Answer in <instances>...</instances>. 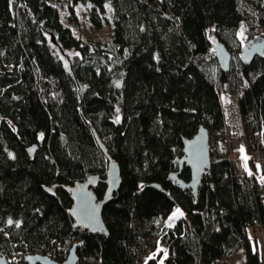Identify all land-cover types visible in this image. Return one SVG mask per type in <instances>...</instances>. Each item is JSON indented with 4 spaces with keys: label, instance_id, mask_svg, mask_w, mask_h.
<instances>
[{
    "label": "trees",
    "instance_id": "obj_1",
    "mask_svg": "<svg viewBox=\"0 0 264 264\" xmlns=\"http://www.w3.org/2000/svg\"><path fill=\"white\" fill-rule=\"evenodd\" d=\"M75 5L110 38L84 42L47 0H0V255L62 262L75 245L77 264H261L249 230L264 229V181L237 177L218 90L234 96L247 145L264 138V52L239 58L242 29L264 34V0H71L70 21ZM209 30L232 55L227 72ZM89 125L120 171L107 235L73 228L62 189L105 178ZM200 129L210 162L181 191L172 176Z\"/></svg>",
    "mask_w": 264,
    "mask_h": 264
},
{
    "label": "water",
    "instance_id": "obj_2",
    "mask_svg": "<svg viewBox=\"0 0 264 264\" xmlns=\"http://www.w3.org/2000/svg\"><path fill=\"white\" fill-rule=\"evenodd\" d=\"M214 58L222 72H227L230 67L232 55L220 42L212 44ZM264 52V41L249 44L242 47L239 52L240 61L244 64L249 63L253 57L261 56ZM95 143L106 159L105 178L89 176L83 182H76L71 186L62 187L63 191L71 200V207L68 215L72 221L73 228L81 230L84 234L107 235L104 225L102 211L103 208L112 201L113 195L118 192L121 185L120 171L117 163L113 161L106 152V149L97 138L94 130L90 127ZM210 142L208 133L200 129L197 133L184 141L182 157L178 161V172L172 176V181L177 189L181 191L195 192L200 184L201 177L205 174L210 162L209 154ZM32 156V149L28 150ZM186 168L190 171V179L184 182L179 179L180 171ZM102 184L105 191L101 199H97L94 189ZM159 188V186H156ZM47 192L53 194V190ZM25 264H77L76 246L73 245L67 252L62 262H55L47 255L34 254L24 258ZM0 264H8L5 257L0 255Z\"/></svg>",
    "mask_w": 264,
    "mask_h": 264
},
{
    "label": "built area",
    "instance_id": "obj_3",
    "mask_svg": "<svg viewBox=\"0 0 264 264\" xmlns=\"http://www.w3.org/2000/svg\"><path fill=\"white\" fill-rule=\"evenodd\" d=\"M218 97L223 115L224 139L231 152L230 157L234 162L236 175L240 179L244 174L253 175L256 182L260 184L264 181L262 172L264 169V138L259 134H254L248 146L242 133L240 111L234 96L219 88ZM242 147L245 150L244 154L234 160L232 151L241 150ZM174 213L175 211L171 212L172 215ZM258 231L264 254V229L260 227Z\"/></svg>",
    "mask_w": 264,
    "mask_h": 264
},
{
    "label": "rangeland",
    "instance_id": "obj_4",
    "mask_svg": "<svg viewBox=\"0 0 264 264\" xmlns=\"http://www.w3.org/2000/svg\"><path fill=\"white\" fill-rule=\"evenodd\" d=\"M47 1L58 9L62 23L65 26L69 27L72 30L73 34L79 36L81 40H83L84 42H89V41L104 42L110 38L111 35L110 23H106L105 25H103L101 28L98 29L93 28L88 22L85 15V10L82 6L80 5L74 6L75 20L70 21L69 5L71 4V0H47ZM241 33L239 34L241 47H248L249 44L251 43L264 41V34L249 36L248 34L245 33L244 29L241 30ZM208 36L211 43L216 42L212 31L210 30L208 31ZM67 54L70 55V53ZM244 152H245L244 147H242L241 150L232 151L233 159L237 160L238 158L241 157L242 154H244ZM249 232H250L252 244L256 249H258V253L261 259V264H264L263 247L259 239V231L256 230L254 234L250 229ZM238 260H239L238 257H232L226 260L225 263H234L237 262ZM163 261H164V256L158 261V264H163Z\"/></svg>",
    "mask_w": 264,
    "mask_h": 264
},
{
    "label": "snow or ice",
    "instance_id": "obj_5",
    "mask_svg": "<svg viewBox=\"0 0 264 264\" xmlns=\"http://www.w3.org/2000/svg\"><path fill=\"white\" fill-rule=\"evenodd\" d=\"M241 35H242V33H241ZM117 123L119 122V118H117V121H116ZM41 138H43V137H41ZM177 212H179V209H177ZM174 215H175V213H174ZM181 215H182V213H181ZM9 223H11V221H9Z\"/></svg>",
    "mask_w": 264,
    "mask_h": 264
}]
</instances>
